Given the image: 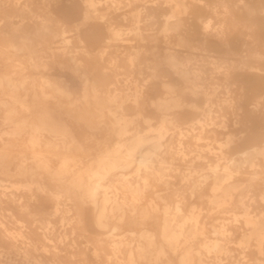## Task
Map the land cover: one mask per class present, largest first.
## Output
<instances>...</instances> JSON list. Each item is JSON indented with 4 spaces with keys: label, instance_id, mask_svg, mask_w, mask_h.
Masks as SVG:
<instances>
[{
    "label": "bare ground",
    "instance_id": "6f19581e",
    "mask_svg": "<svg viewBox=\"0 0 264 264\" xmlns=\"http://www.w3.org/2000/svg\"><path fill=\"white\" fill-rule=\"evenodd\" d=\"M64 1L0 0L24 33L0 42V136L26 160L0 148V264H217L236 249L264 264V103L211 97L235 70L264 94V0ZM69 72L84 113L111 120L84 143L23 115L75 95ZM225 111L241 127L217 147ZM226 203L240 212L219 222Z\"/></svg>",
    "mask_w": 264,
    "mask_h": 264
},
{
    "label": "rangeland",
    "instance_id": "374dc122",
    "mask_svg": "<svg viewBox=\"0 0 264 264\" xmlns=\"http://www.w3.org/2000/svg\"><path fill=\"white\" fill-rule=\"evenodd\" d=\"M80 2H81L80 0L79 1L77 0L76 2L75 1L71 2L70 0L66 2L64 1L65 6H67V12L69 11L70 8L77 7L79 4H81ZM6 10H7L6 17H1L3 15H0V18L3 19V21H1V24L4 25L3 30L0 31V42H5L6 40H8V44L11 43V41L19 42L21 40L20 38L22 37V35H24V33L22 31V26L19 22L20 18H17V16L15 17V15H18L17 9L15 10V8L13 9V7L8 5L6 7ZM64 23H65V27L69 30L68 35L74 38L75 35L77 34V31H75L74 23H71L69 18L64 19ZM113 26H120V27H123L124 30H126L128 27H132L133 25L131 26L130 23L123 21L118 24L113 23ZM74 41L75 40L73 39V42ZM131 44H134V42ZM8 51H13V49L8 47ZM9 57L10 56L8 55V58ZM13 58L19 59L21 61L24 60L25 62L22 61L24 65L26 66L28 65L27 55H24L21 53V54L14 56ZM9 60L10 58L8 59V61ZM139 62L142 63L141 65H139V67H145L144 55H142L139 58ZM13 65H19V61L13 64L8 62V68H11ZM125 67H126V64H125ZM126 71L127 70H124V72ZM239 75H240V72L238 70H235L231 78L228 79V81L226 82L219 81L218 86L217 85L215 86L216 94L211 97H213L215 101L218 100V101L224 102L226 100H232L237 103H241L240 101H242L245 98H248V100H250L249 108L256 109V110L260 109L264 103V94L262 95L260 92H258L257 87L254 85H250L249 87L248 86L245 87L244 85L245 88L244 90H242L243 83H241V80H239ZM69 77H70L69 85L76 94L73 95L70 99H68V101H66V103L62 107L55 106L54 104H47L46 106H42L39 108L36 106L32 111H24L23 115L39 116L42 118H46V120L49 121L50 125H52L55 128V130H57L58 132L59 131L61 132V134H59L61 135L60 136L61 138L71 141V144L74 142L84 143L87 137L99 136L103 134L105 131H108L109 129L107 127H110L111 120H110L108 111L106 109L101 113H98L96 111L91 112V113L90 112L84 113V110L86 109V104L82 101V98L79 95V92L83 88L82 82L79 78L72 76L70 72H69ZM113 88H118L121 90L124 89V87H122L121 85L113 86ZM17 99H20V98H17ZM18 105H20V103ZM226 114H227L226 117H220L219 119H217V123L220 125V128H219L220 135H218V143H214L217 147H219L220 143L225 142L229 136H235L237 134V129L241 127V124L234 125V117L230 116V114H228L227 112ZM154 115L159 116V114H154ZM241 118L243 119L244 117L242 116ZM5 120L8 121L6 118ZM224 124L226 125V127L223 126ZM11 131H14V130H12L11 128ZM10 136L11 135H8V134L0 136V148L4 146L8 147L9 153L12 157L11 160L13 161L12 166L24 164L26 162L25 157H24L25 155L21 151L18 150V147H16L13 144L12 138ZM48 146L49 147H47L48 149L46 151V155H54L56 151L54 150V148H52L53 146L51 144ZM62 156H65L67 160L71 159L70 158L71 156L69 155V153H63ZM217 161H218L217 157L212 159L213 164H216ZM86 163L87 162L85 160L79 162V168L86 167L87 165ZM177 164L183 165V161L181 162L178 161ZM10 171H11L10 175L8 173V181H9L8 186H11L15 181L22 179V177L20 176L11 175V173L15 171V167L10 168ZM256 194L259 195V193H256ZM202 198H199L198 195H196V196L191 197L190 201L193 203L201 204L203 203L201 202V200H204V198L206 197H202ZM65 205H66L65 203L64 205L62 204V207L64 208ZM239 212L240 210L238 209L237 206L228 204V203L223 204L220 206V213L218 214L220 218L219 222H223L226 219L231 218V216L234 214L238 215ZM70 216L72 217L73 214ZM61 225L63 226L62 223L58 224V226H61ZM247 254L249 255V257ZM245 256L246 258H244ZM262 257L263 256H260L259 254H254V253L242 254L241 250L236 249L235 251L232 252V256L230 257L223 256L221 259L217 260L218 262L216 261V263L217 264H245L249 261L251 264H256L259 261L258 259H262Z\"/></svg>",
    "mask_w": 264,
    "mask_h": 264
}]
</instances>
